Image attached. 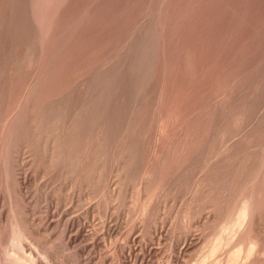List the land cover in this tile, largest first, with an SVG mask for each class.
Returning <instances> with one entry per match:
<instances>
[{
	"label": "rangeland",
	"instance_id": "rangeland-1",
	"mask_svg": "<svg viewBox=\"0 0 264 264\" xmlns=\"http://www.w3.org/2000/svg\"><path fill=\"white\" fill-rule=\"evenodd\" d=\"M51 127L71 130L53 158ZM88 140L125 170L118 201L104 188L115 172L97 192L92 166L72 167ZM261 152L264 0H0V264H130L133 239L153 264L252 258V239L202 229V207L264 180Z\"/></svg>",
	"mask_w": 264,
	"mask_h": 264
},
{
	"label": "bare ground",
	"instance_id": "bare-ground-1",
	"mask_svg": "<svg viewBox=\"0 0 264 264\" xmlns=\"http://www.w3.org/2000/svg\"><path fill=\"white\" fill-rule=\"evenodd\" d=\"M31 52V51H30ZM27 53H28V51H27ZM35 81H37V80H35ZM38 83V82H37ZM34 86V85H33ZM33 93V92H32ZM28 94V93H27ZM27 96V95H26ZM29 97V96H28ZM32 97V96H31ZM32 99V98H31ZM28 100V99H27ZM34 101V100H33ZM31 102V101H30ZM49 102V101H48ZM29 104V103H28ZM51 104V103H50ZM27 105V104H26ZM54 104H52V106H53ZM28 106V105H27ZM48 106V105H47ZM31 107V106H30ZM30 107H28V108H30ZM36 107V106H35ZM46 110V109H45ZM51 110H53V109H51ZM27 111V110H26ZM25 112V111H24ZM35 112V111H34ZM27 113H29V112H27ZM42 113V112H41ZM30 114H31V111H30ZM40 114V113H39ZM44 114V113H43ZM46 114V113H45ZM53 114V113H52ZM32 115V114H31ZM56 115V114H55ZM41 118V117H40ZM43 118V117H42ZM46 118V117H45ZM45 120V119H44ZM39 121H40V119H39ZM49 121V120H48ZM47 121V122H48ZM256 121V120H255ZM37 122V121H36ZM258 122V121H257ZM20 123V122H19ZM40 123V122H39ZM38 123V124H39ZM49 123H50V121H49ZM49 123H47V124H49ZM16 124V123H15ZM37 124V125H38ZM55 124V123H54ZM51 125V123L48 125V127ZM23 127H24V124L22 125ZM52 126V125H51ZM57 126V125H56ZM20 127V126H19ZM37 127V126H36ZM35 127V128H36ZM41 128V127H40ZM39 128V129H40ZM47 128V127H46ZM57 128V127H56ZM56 128H53L52 129V127L51 128H49L50 130L48 131V132H46L45 134L46 135H43V137H45L44 139H45V146L46 147H48L49 148V152L51 153V156H52V158H53V156H57V154L59 155V153L60 154H62L61 152H58V150L57 151H55V147L56 148H61L60 150H63V148H64V146H65V144H62V143H64L65 142V140L66 139H64V138H66V137H68L69 136V134H70V132H71V130L70 129H67V130H65L64 128V131H61V133L59 132V133H57L58 134V136L60 135V138H62L63 139V141L60 139V141L61 142H57V140L59 141V139H57L58 138V136L56 135V133H55V131L57 132V129ZM20 129V128H19ZM26 129V128H25ZM18 130V129H17ZM16 130V131H17ZM33 130V129H32ZM58 130H59V128H58ZM215 130V129H214ZM23 131V130H22ZM21 131V133H23ZM210 131H212V130H210ZM248 131H250V130H248ZM34 132V131H33ZM32 132V133H33ZM40 132V131H39ZM216 132V131H215ZM214 132V133H215ZM40 133H42V132H40ZM211 133V132H210ZM246 133V132H245ZM244 133V135H247V133L245 134ZM35 134V133H34ZM33 134V135H34ZM37 134V133H36ZM39 135V134H38ZM18 136V135H17ZM31 136V135H30ZM33 137V136H32ZM31 137V138H32ZM40 137V136H39ZM241 137V136H240ZM36 139V138H35ZM43 139V138H42ZM241 139V138H240ZM246 139V138H245ZM38 140V139H37ZM36 140V141H37ZM90 140V139H89ZM88 140V142H87V144H85L84 145V148H82V150H81V153H79L78 155H76V156H78V158H75L76 159V161L74 160V163L72 164L73 166V168H74V170L76 171H81V170H83L84 169V171L83 172H85V169H88V167L89 166H92V169H94V170H92L91 169V171L89 172V173H92V174H88V176H89V178H87L85 181H87L88 180V182L89 183H92V185H93V183L94 184H96L98 187H96L97 189L99 188V187H102V185H103V181H104V179L105 178H108L109 176L111 177L112 175H113V173L115 172V177H117L115 180H118L119 179V181H117V182H115L113 179V181H109L108 180V182H104L105 183V187H104V185H103V187L105 188V191H107V194H108V196H109V201L110 202H114V201H112V199L113 200H119V198L121 197V191H122V184H123V177H125L126 176V173L124 172L125 170L124 169H122L121 167H118V161L119 160H116V162H115V164L117 165H114L115 166V168L116 169H112L111 170V166H110V169H108L107 167V165H105V162L106 161H108L107 159L105 160V154H104V151L103 150H101L100 148H98L97 146L95 147V146H92V147H90L91 145H92V143L90 142ZM235 140V139H234ZM242 140V139H241ZM33 141H34V139H33ZM42 141V140H41ZM208 141H212V140H208ZM243 141H244V137H243ZM19 142V141H18ZM39 142V141H38ZM57 142V143H56ZM75 142H76V140H75ZM82 142V141H81ZM238 142H240V141H238ZM28 143V142H27ZM31 143V142H30ZM34 143V142H33ZM37 143V142H36ZM232 143V142H231ZM234 143H236V142H234ZM21 144H22V142H21ZM76 144V143H75ZM82 144V143H81ZM80 144V145H81ZM97 144V143H96ZM99 144V143H98ZM101 144H103V143H101ZM101 144H100V146H101ZM233 144V143H232ZM239 144V143H238ZM237 144V145H238ZM20 145V144H19ZM34 145V144H33ZM37 145H39V144H37ZM77 145H78V143H77ZM76 145V146H77ZM79 145V146H80ZM94 145V144H93ZM231 145V144H230ZM61 146H63V147H61ZM108 146V145H107ZM227 146V145H226ZM225 146V147H226ZM244 146V145H243ZM27 147V146H26ZM38 147V146H37ZM40 147V146H39ZM78 147V146H77ZM93 147L95 148L93 151H92V149H93ZM104 147V146H103ZM205 147V146H204ZM225 147H224V149H225ZM233 147L234 146H232V148L231 149H233ZM238 148H239V146H237ZM10 148V147H9ZM17 148V147H16ZM36 148V147H35ZM58 148V149H59ZM79 148V147H78ZM113 148V147H112ZM206 148V147H205ZM241 148V147H240ZM239 148V149H240ZM244 148H246L245 146H244ZM243 148V149H244ZM32 149H33V147H32ZM31 149V150H32ZM66 149V147L64 148V150ZM70 149H72V147L70 148ZM80 149H81V147H80ZM104 149H106V148H104ZM111 149V148H110ZM247 149V148H246ZM8 150V149H7ZM11 150V149H10ZM23 150H24V148H23ZM45 150H47V152H48V149L47 148H45ZM59 150V151H60ZM204 150V149H203ZM228 150H230L229 148H228ZM235 150V149H234ZM245 150V149H244ZM24 151H27V150H24ZM23 151V152H24ZM38 151V150H37ZM42 151V150H41ZM70 151V150H69ZM78 151V150H77ZM80 151V150H79ZM106 151H107V149H106ZM215 152V151H214ZM218 152H220V151H218ZM244 152V151H243ZM254 152V151H253ZM256 152H258V150L257 151H255L254 153H256ZM22 153V152H21ZM28 153V152H27ZM41 153V152H40ZM109 153V152H108ZM202 153V152H201ZM216 153V152H215ZM221 154L223 153V152H220ZM224 153H226V152H224ZM231 153V152H230ZM240 153V152H239ZM248 153V152H247ZM259 154H260V152H258ZM262 153H264V152H261V154ZM29 154V153H28ZM47 154V153H46ZM77 154V153H76ZM210 154V153H209ZM228 154V153H227ZM242 154V153H241ZM245 154H246V152H245ZM22 155H24V154H22ZM31 155H33V154H31ZM73 155V154H72ZM214 155V154H213ZM231 155V154H230ZM239 155V154H238ZM242 155H244V153L242 154ZM258 155V154H257ZM257 155H256V158H257ZM9 156V155H8ZM11 156H12V154H11ZM25 156V155H24ZM27 156V155H26ZM107 156V155H106ZM209 156V155H208ZM211 156V155H210ZM224 156V155H223ZM240 156V155H239ZM261 156V155H260ZM262 156H263V154H262ZM15 157V156H14ZM13 157V158H14ZM33 157V156H32ZM38 157V156H37ZM46 157V156H45ZM54 157V158H55ZM58 157H60V156H58ZM62 157V156H61ZM60 157V159H62ZM217 157H218V153H217ZM221 157V156H220ZM220 157H219V159H220ZM29 158H30V156H29ZM51 158V157H50ZM242 158H244L243 156H242ZM246 158H248V157H246ZM261 159L263 158V157H260ZM7 159H8V157H7ZM12 159V158H11ZM11 159H10V161H11ZM221 159H223V158H221ZM252 159V158H251ZM253 159H255L254 157H253ZM252 159V161H254ZM14 161H15V159H13ZM18 160V159H17ZM53 160V159H52ZM51 160V161H52ZM59 160V159H58ZM72 160V161H73ZM211 160V159H210ZM212 160H214V159H212ZM211 160V161H212ZM234 160H236V159H234ZM241 160V159H240ZM244 160V159H243ZM258 160V159H257ZM49 161V160H48ZM57 161V160H56ZM71 161V162H72ZM102 161L104 162V165H103V163H102ZM210 161V162H211ZM222 161V160H221ZM61 162V161H60ZM114 162V161H113ZM130 162V161H129ZM205 162V161H204ZM240 162V161H239ZM243 162V161H242ZM12 163H14V162H12ZM102 163V164H101ZM109 163V162H108ZM119 163H120V161H119ZM124 163V162H123ZM133 163V162H132ZM202 163V162H201ZM207 163V162H206ZM208 163H209V161H208ZM214 163V162H213ZM218 163V162H217ZM221 163V162H220ZM251 163V162H250ZM262 163V162H261ZM16 164V163H15ZM113 164V163H112ZM122 164V163H121ZM131 164V163H130ZM216 164V163H215ZM222 164V163H221ZM224 164V163H223ZM238 164V163H237ZM240 164V163H239ZM69 165V164H68ZM120 165V164H119ZM224 165H226V164H224ZM241 165H243V164H241ZM256 165V164H255ZM259 165V164H258ZM13 166V165H12ZM71 166V165H70ZM126 166H129V165H126ZM211 166V165H210ZM221 166V165H220ZM228 166V165H227ZM230 166V165H229ZM231 166H233V165H231ZM230 166V167H231ZM240 166V165H239ZM244 167H245V165H243ZM248 166V165H247ZM260 166V165H259ZM263 166V165H262ZM16 167V166H15ZM86 167V168H85ZM203 167V166H202ZM208 167V166H207ZM206 167V168H207ZM212 167V166H211ZM215 167V166H214ZM222 167V166H221ZM242 167V166H241ZM241 167H240V170H241ZM10 168V167H9ZM69 168V167H68ZM91 168V167H90ZM118 168H120V169H118ZM127 168V167H126ZM125 168V169H126ZM129 168V167H128ZM131 168H133V167H131ZM205 168V167H204ZM227 168V167H226ZM236 168V167H235ZM254 168V167H253ZM110 171H108V170ZM215 169V168H214ZM234 169V168H233ZM124 170V171H123ZM218 170V169H217ZM223 170V169H222ZM229 170H231V168H229ZM249 170H251L250 168H249ZM258 170V169H257ZM10 171H11V169H10ZM76 171V172H77ZM87 171H89V170H87ZM203 171V170H202ZM216 171V170H215ZM234 171H235V169H234ZM242 171V170H241ZM240 171V172H241ZM263 171V170H262ZM12 172V171H11ZM14 172V171H13ZM74 172V171H73ZM82 172V173H83ZM109 172V173H108ZM206 172V171H205ZM204 171H203V173H205ZM218 172H220L219 170H218ZM227 172V171H226ZM233 172V171H232ZM231 172V173H232ZM244 172V171H243ZM252 172H254L253 170H252ZM259 172V171H258ZM72 173V172H71ZM88 172H85V174H87ZM210 173H213V168H211V169H209V171L207 172V173H205L204 175H202L201 176V179H199L200 180V184H198V186H199V190L202 192V193H205L206 191H207V188H208V186H209V182H207L209 179H207V178H209V176L211 175ZM224 174H225V170H224V172H223ZM229 173V172H228ZM238 173V172H237ZM245 173V172H244ZM251 173V172H250ZM254 173H256V172H254ZM261 173V172H260ZM127 174H128V172H127ZM242 174V173H241ZM245 174H247V173H245ZM244 174V175H245ZM262 174V173H261ZM264 174V173H263ZM216 175V174H215ZM219 175H221V174H219ZM223 175V174H222ZM221 175V176H222ZM227 175V174H226ZM225 175V176H226ZM233 175V174H232ZM231 175V176H232ZM235 175V174H234ZM249 175V174H248ZM253 176H254V174H252ZM259 175V174H258ZM84 176H86V175H84ZM83 176V177H84ZM88 176H86V177H88ZM106 176V177H105ZM199 176H200V174H199ZM211 176H213V175H211ZM246 176V175H245ZM256 176H257V174H256ZM255 176V177H256ZM264 176V175H263ZM26 177V176H25ZM24 177V178H25ZM145 177H147V176H145ZM238 177V176H237ZM242 177H244V176H242ZM252 177V176H251ZM82 178V177H81ZM85 178V177H84ZM123 178V179H122ZM213 178H214V176H213ZM224 178V177H223ZM241 178V177H240ZM249 178H250V175H249ZM261 178V177H260ZM260 178H255V180L254 181H245L246 182V184H243V187H242V189H238V190H232V188H230L229 190L227 189V191H226V189H224L225 190V194H223V196L224 197H222V195H221V198H226V200L225 201H223L222 199V201L223 202H226V205L225 204H219V203H222V202H219V203H215L216 205L214 206V204H213V202H212V204H213V206L212 205H209L208 203H210L211 202V200L210 201H208V203L207 204H204L203 205V211H205L206 212V215H205V218H204V222H202L203 224H201L202 226V229L204 230V229H206L207 230V228H208V231H209V229H210V227L211 228H213L212 226H214V225H216V224H221L222 225V230L221 231H218V230H216L215 232L216 233H218L216 236H219V237H217L218 239L217 240H219L220 238L221 239H223L222 237H224V236H226V233H235V234H237V236H238V234H239V241H240V243H243L244 244V240L245 239H248V238H250V239H252V243L251 242H249V243H251V247H250V249L247 251V254L248 255H251L252 253H254V256L252 257V258H250V256H246L247 254L245 253V256H246V258L245 259H247V260H241L243 257V255L244 254H242V256H241V253H240V255H238V257H237V259L235 260V261H237L238 263H239V261L240 262H242V261H244V263H239V264H264V189H262V188H264V187H260V184L261 183H259V181H261L262 183H263V181L264 180H260ZM263 178V177H262ZM261 178V179H262ZM239 179V178H238ZM246 179H248L247 177H246ZM253 179H254V177H253ZM25 180V179H24ZM84 180V179H83ZM111 180V179H110ZM121 180V181H120ZM144 180V179H143ZM222 180V179H221ZM228 180H229V178H228ZM234 180V179H233ZM232 180V181H233ZM244 180H245V178H244ZM252 180V179H251ZM107 181V180H106ZM145 183H146V181H144ZM213 182V181H212ZM225 182H227V181H225ZM230 182H231V179H230ZM244 182V181H243ZM242 182V183H243ZM244 182V183H245ZM86 183V182H85ZM85 183H83L84 185H86ZM122 183V184H121ZM224 183V182H223ZM228 183V182H227ZM207 184H208V186H207ZM221 184V183H220ZM239 184V183H238ZM87 185H91V184H87ZM262 185H264V184H262ZM261 185V186H262ZM144 186V185H143ZM227 186V185H226ZM235 186H237V185H235ZM210 187V186H209ZM232 187V186H231ZM103 188V189H104ZM100 189V188H99ZM98 189V191L97 192H99L100 190ZM103 189H102V191H103ZM211 189V188H210ZM101 191V192H102ZM104 191V192H105ZM96 192V193H97ZM196 192V191H195ZM194 192V193H195ZM199 192V191H198ZM200 192V193H201ZM208 192V191H207ZM223 192V191H222ZM197 194V193H196ZM217 194V193H216ZM219 194V193H218ZM201 195V194H200ZM204 195V194H203ZM212 195V194H211ZM213 195H214V193H213ZM212 195V196H213ZM215 196V195H214ZM206 197V196H205ZM209 197V195H207V197H206V199ZM205 199V200H206ZM209 199V198H208ZM229 199H231L232 201L234 200V203H233V205H231L230 206V204H232V203H230V201H227V200H229ZM204 201V200H203ZM231 201V202H232ZM227 202H229V203H227ZM147 210V209H146ZM145 210V211H146ZM147 212V211H146ZM145 212V213H146ZM204 212V213H205ZM191 213V212H190ZM202 213V212H201ZM203 214V213H202ZM16 215V214H15ZM19 215H20V213H19ZM18 215V216H19ZM21 216V215H20ZM19 216V217H20ZM189 216H190V214H189ZM200 216V215H199ZM22 218H23V216H21ZM21 217H20V219H21ZM154 217H156V216H154ZM186 217H187V213H186ZM16 218V217H15ZM190 218V217H189ZM17 219V218H16ZM155 219V218H154ZM18 220V219H17ZM16 220V221H17ZM201 220V219H200ZM22 221V220H21ZM21 221H20V224H21ZM19 224V225H20ZM143 224H144V221H143ZM74 225V224H73ZM72 225V226H73ZM185 225H187V224H185ZM21 226V225H20ZM112 226V225H111ZM111 226H107L106 225V230L108 229V231L107 232H109V234H110V231H112V229H115V228H111ZM199 226V225H198ZM218 226V225H217ZM220 226V225H219ZM218 226V227H219ZM108 227V228H107ZM186 227V226H185ZM200 227V226H199ZM200 227V228H201ZM216 227V226H215ZM23 228V227H22ZM105 228V227H104ZM220 228V227H219ZM21 229V228H20ZM214 230H215V228H213ZM116 230V229H115ZM188 230V229H187ZM190 230V229H189ZM212 231V230H211ZM210 231V232H211ZM237 231V232H236ZM207 232V231H206ZM205 232V233H206ZM220 232H222L221 234H220ZM223 232H225V234H224V236H223ZM112 233V232H111ZM187 233H188V231H186V238H184V241L183 240H181V241H183V246H181L182 248H181V250H184V251H187L188 249H191L192 248V245L194 244L193 242V238H192V236H190L189 234V237H187L188 235H187ZM204 233V232H203ZM212 234H213V231H212ZM231 234V235H232ZM214 235V234H213ZM220 235L222 236V237H220ZM229 235V234H228ZM227 235V236H228ZM207 236V235H206ZM232 236H234V235H232ZM77 237V236H76ZM79 237V236H78ZM92 237V236H91ZM96 237V236H95ZM93 238V237H92ZM91 238V239H92ZM131 238V237H130ZM134 238V237H133ZM182 238V239H183ZM140 239V238H139ZM220 239V240H221ZM249 239V241H251ZM93 240V239H92ZM134 241H133V243L132 244H134L133 246H132V244H131V246H129L128 248L126 247V250H124V251H126V253L128 254V256H130V257H133V258H131V259H133V262L132 263H130V264H153V260L151 259V255L153 256V251L155 250H152V246L151 247H149V246H147L146 244H144L145 246H140V248H138L139 246V244H137V246L135 245V239H133ZM141 240V239H140ZM139 240V241H140ZM206 240V239H205ZM73 241H75L74 239H73ZM94 244L95 245H99V242H98V240L95 238L94 240ZM130 241V240H129ZM138 241V240H137ZM237 241V240H236ZM248 241V240H247ZM50 243V242H49ZM131 243V242H130ZM139 243V242H138ZM141 243V242H140ZM143 243V242H142ZM246 243V242H245ZM128 244H129V242H128ZM127 244V245H128ZM46 245H47V243H46ZM94 245V246H95ZM143 245V244H142ZM207 245V244H206ZM240 245H242V244H240ZM50 246H52V245H50ZM49 246V247H50ZM216 246V245H215ZM123 247V246H122ZM213 247V246H212ZM244 247V246H243ZM248 247V246H247ZM124 248V247H123ZM194 248V247H193ZM216 248V247H215ZM249 248V247H248ZM125 249V248H124ZM242 249H244V248H242ZM121 250V249H120ZM212 250H213V248H212ZM245 250H247V248L245 249ZM190 251V250H189ZM213 251H215V250H213ZM181 252V251H180ZM212 252V251H211ZM240 252H242V250L240 251ZM125 253V252H124ZM212 253H214V252H212ZM244 253V252H243ZM126 254V255H127ZM179 255H180V253H179ZM208 256V255H207ZM14 257V256H13ZM18 257V256H17ZM125 257V256H124ZM12 258V257H11ZM22 258V257H21ZM125 259V258H124ZM15 260V259H14ZM19 259H17V260H15V262H17ZM26 260V259H25ZM126 260V259H125ZM128 261H129V259H128ZM132 261V260H131ZM18 263V262H17ZM41 263V262H40ZM39 263V264H40ZM237 263V264H238ZM18 264H20V262L18 263ZM42 264V263H41Z\"/></svg>",
	"mask_w": 264,
	"mask_h": 264
}]
</instances>
